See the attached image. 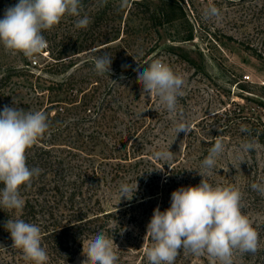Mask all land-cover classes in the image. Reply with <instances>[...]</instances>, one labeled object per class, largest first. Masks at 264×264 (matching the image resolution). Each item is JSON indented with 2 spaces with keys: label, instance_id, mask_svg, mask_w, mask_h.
<instances>
[{
  "label": "rangeland",
  "instance_id": "rangeland-1",
  "mask_svg": "<svg viewBox=\"0 0 264 264\" xmlns=\"http://www.w3.org/2000/svg\"><path fill=\"white\" fill-rule=\"evenodd\" d=\"M145 1L152 10L150 18L142 16L141 7L131 2L121 9L120 0H107L103 7L98 6L99 0H82L80 18H90L88 27L77 29L78 18L66 15L43 33L51 43L31 60L22 54L13 55L0 45V111L6 105L40 111L53 100L61 112L59 135L45 136L54 144L53 157L61 161L50 166L55 178L64 183L62 192L55 194L57 209L67 215L72 204L77 210L100 215L81 245L72 246L75 252L70 261H57L48 255V264H82L86 259L83 244L100 232L113 237L118 264H149L144 248L150 240L145 236L154 209L166 210L173 191L201 182V161L217 137L223 138L226 150L205 179L214 186L233 185L241 190V211L259 234L258 251L237 254L234 264H264V195L251 188L253 183H264V145L241 131L242 125L250 130L264 128V0ZM18 2L0 0V19L8 7ZM210 4L222 11L219 24L201 18L202 10ZM82 45H86L85 50L73 53ZM104 53L112 57L110 71L97 75L94 58ZM157 59L184 77L177 113H168L157 98L147 93L141 101L137 73ZM46 63H53L51 71L41 70ZM32 83L43 85L41 95L36 94ZM77 88L82 90L79 97L91 95L110 119L97 124L95 118H90L93 112L87 111L89 115L81 117L71 109V103L60 100ZM181 119L191 123L186 137L183 132L176 136L173 130ZM94 127L105 132L101 139L119 141L113 148L115 155L128 150L130 156L122 160L123 171L114 178L100 171V179L89 184L85 182L87 175L83 176L89 171L88 162L81 150L99 154L103 143L94 146L95 138L90 133ZM245 140H253L255 148L242 152L240 146ZM157 148L175 153L169 163L171 169L165 164L163 171L153 170L164 163L151 158ZM238 153L243 158L241 163ZM103 167L111 168L109 164L100 165V169ZM62 177L65 181H84L83 193L70 198L72 184L62 182ZM135 181L138 189L132 199L122 197L119 202L120 184ZM16 213L0 209V264H27L22 252L13 248L4 227L8 219L17 217ZM175 264L212 262L207 255L197 257L181 250Z\"/></svg>",
  "mask_w": 264,
  "mask_h": 264
},
{
  "label": "clouds",
  "instance_id": "clouds-1",
  "mask_svg": "<svg viewBox=\"0 0 264 264\" xmlns=\"http://www.w3.org/2000/svg\"><path fill=\"white\" fill-rule=\"evenodd\" d=\"M106 3L107 0H99L98 6L103 7ZM128 5L129 0H120L121 9ZM82 11V0H19L8 7L0 19V45L13 55L22 54L27 59H34L48 47L43 33L58 25L66 15L78 18L77 29L87 28L91 21L87 15L80 18ZM222 16L221 9L214 4L201 12V18L206 22L219 24ZM111 59L107 53L94 58L97 75L110 71ZM147 65L137 73L142 89L141 101L147 93L157 98L165 111L177 113L178 98L183 96L185 84L183 75L159 59ZM49 127V118L43 111H25L7 105L0 111V185H3L0 209L17 212L23 209L25 200L21 196V186L30 188L32 179L42 172L38 167L27 165V151L44 138ZM173 130L176 136L183 132L186 137L191 132V123L186 119L178 120ZM241 131L250 130L242 125ZM240 147L242 152H249L255 148V142L245 140ZM225 150L223 138L217 137L201 161L202 171L198 172L201 182L173 191L171 205L166 210L154 209L145 236L150 240L144 248L149 264H175L181 250L197 257L207 255L212 264H234L237 254L243 256L258 251L259 234L241 211V190L233 185L214 186L205 179ZM174 157L175 153L169 148L154 149L151 158L164 163L153 170L163 171V166H169ZM237 159L240 163L243 161L240 153ZM224 170L227 172L228 168ZM251 188L264 195V183H253ZM137 189L136 181L134 184L121 183L119 202L122 197L131 200ZM4 227L10 233L13 248L22 252L27 264H48L49 256L42 246L41 228L37 224L16 218L8 219ZM117 248L113 237L97 233L83 244L82 254L86 259L82 264H118Z\"/></svg>",
  "mask_w": 264,
  "mask_h": 264
},
{
  "label": "trees",
  "instance_id": "trees-1",
  "mask_svg": "<svg viewBox=\"0 0 264 264\" xmlns=\"http://www.w3.org/2000/svg\"><path fill=\"white\" fill-rule=\"evenodd\" d=\"M171 1L174 3L177 2V0ZM129 2H131V5L140 6V12L145 18H150L152 16V10L150 9L148 1L129 0ZM45 38L50 44L51 39L48 37ZM85 46L86 45L78 46V49H75L73 53L85 50L83 49ZM52 64L53 63H46L41 70L51 71L50 67ZM32 86L37 95H41L43 93L42 90L45 89L43 85L39 83H32L31 87ZM46 88L50 90L53 89L52 86ZM81 91L80 88L74 91L72 90L60 100L71 103V106H73L71 109L81 113V117L89 115L87 111L93 112L94 115L90 118H95L94 120L97 124L109 120L108 114L98 107L95 98L85 93L79 97ZM92 108L95 109L92 110ZM97 108L99 109L97 110ZM40 111L45 112L49 118L50 127L45 136L49 134L52 135L51 138H54L59 135L62 127L58 123V117L61 112L58 108H55L53 100H49L48 104L44 105ZM63 111L67 113L69 110L64 107ZM260 124L262 125V123ZM95 128L96 127H94L90 133L92 134L91 136L95 138V141H92L94 146H99L103 143V146L99 149V154L81 150L83 159L85 158L88 162L86 167L89 171H86L83 176L87 175L85 182L89 184H94L100 179V171H105L106 176L110 175L111 179L114 178L115 175L123 171V169H121V167L124 166L122 160L128 159L130 156L128 150H125L119 155H115L113 148H117L116 144H119V141L112 140L109 143V141L101 139L102 136L105 135V132L103 131L100 133V131ZM220 132L221 131H218L216 134L220 135ZM248 135L251 139L264 145V128L254 127L253 130L248 132ZM45 136L27 151V165L30 168L38 167L42 169V172L38 177L32 179L30 188L21 186L20 192L21 195L24 196L23 199L25 200V204L23 209L16 213V218L37 224L41 228L42 246L46 249L51 258H55L57 261L60 260L62 262L70 261L75 252L72 246L81 245L83 236L87 235V232L94 228L100 215L98 212L89 214L87 210H77L78 208H74L72 204L69 205L71 211L67 215H63V210L57 209V204L54 200L56 197L55 194L62 192L61 189L64 183H60V179L55 178V173L51 171L50 166L61 163V161L53 157L52 148L54 144L50 142L52 139L47 140ZM108 161L110 162L107 163ZM102 164H109L111 168L109 170H106L105 167L100 169V165ZM78 176H80V173H78ZM75 179L76 178H73L71 181L67 179V181H65V177L61 178V180H63L62 182L72 184V192H70L72 196L70 198L83 193L81 187L84 181L78 182ZM2 187L3 185H0V188ZM104 215L108 216L109 212L104 213ZM105 222L104 224L107 225L108 220ZM62 254H66V257H60L63 256Z\"/></svg>",
  "mask_w": 264,
  "mask_h": 264
}]
</instances>
